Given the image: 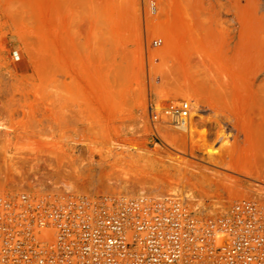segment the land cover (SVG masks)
<instances>
[{
  "label": "rangeland",
  "instance_id": "obj_1",
  "mask_svg": "<svg viewBox=\"0 0 264 264\" xmlns=\"http://www.w3.org/2000/svg\"><path fill=\"white\" fill-rule=\"evenodd\" d=\"M0 125L7 193L264 204V0H0Z\"/></svg>",
  "mask_w": 264,
  "mask_h": 264
},
{
  "label": "built area",
  "instance_id": "obj_2",
  "mask_svg": "<svg viewBox=\"0 0 264 264\" xmlns=\"http://www.w3.org/2000/svg\"><path fill=\"white\" fill-rule=\"evenodd\" d=\"M191 112L187 100L165 109L174 125ZM0 264H264V204L244 198L207 216L175 194L59 197L0 187Z\"/></svg>",
  "mask_w": 264,
  "mask_h": 264
},
{
  "label": "bare ground",
  "instance_id": "obj_3",
  "mask_svg": "<svg viewBox=\"0 0 264 264\" xmlns=\"http://www.w3.org/2000/svg\"><path fill=\"white\" fill-rule=\"evenodd\" d=\"M192 98H193V97H191V100H192V101H195L196 103H195V102H192V104H193V108H192V112H191L189 118H187V119L185 120V122L182 123V125H174V124H173L176 128L180 129L181 131H184L185 133H190L194 121H195L196 119H199L201 116H203V115L200 116L201 103H200V100H199L198 96H197V99H194V98L192 99ZM187 101H188V100H187ZM165 108H167V107H165ZM165 108H164V106H162V105H160L159 107H157V111L159 112V117H160V119L163 120V121H166V122H168V123H172V119L169 118V117L166 115V113H165ZM151 110H152V109H151ZM201 114H202V113H201ZM176 124H178V123H176ZM3 129H4V127H3L2 125H0V131L3 130ZM0 166L3 167V162H2V159H1V158H0ZM0 179H1V178H0ZM67 189H68V190H71V188L68 187V186H67ZM10 193H11V192H10ZM15 193H16V191H15ZM144 193H147V192L140 193L139 195H142V194H144ZM160 195H162V194H160ZM251 198H252V197H251ZM195 210L197 211V209H195ZM209 216H211V215H209Z\"/></svg>",
  "mask_w": 264,
  "mask_h": 264
}]
</instances>
